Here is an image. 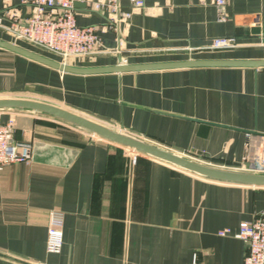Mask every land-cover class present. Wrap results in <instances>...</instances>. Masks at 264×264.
Listing matches in <instances>:
<instances>
[{
	"label": "crops",
	"instance_id": "0c3cea01",
	"mask_svg": "<svg viewBox=\"0 0 264 264\" xmlns=\"http://www.w3.org/2000/svg\"><path fill=\"white\" fill-rule=\"evenodd\" d=\"M99 1L108 2L77 0L76 17L98 26L110 51L78 66L264 59V0H227L225 20L215 0H116L131 12L120 22ZM31 12L0 0L7 25ZM218 37L236 46L191 49ZM0 38L16 40L1 28ZM34 86L52 103L215 166L241 168L249 138L264 135L262 66L74 74L0 48V96ZM2 112L32 158L0 170V264H243L247 243L220 232L262 215L264 187L211 181L45 114ZM54 223L63 232L56 254L47 252Z\"/></svg>",
	"mask_w": 264,
	"mask_h": 264
},
{
	"label": "built area",
	"instance_id": "2783aa9c",
	"mask_svg": "<svg viewBox=\"0 0 264 264\" xmlns=\"http://www.w3.org/2000/svg\"><path fill=\"white\" fill-rule=\"evenodd\" d=\"M11 0H7L10 2ZM32 6V12L24 18L16 14L11 15V22L4 23L0 16V28L9 32L16 40L26 42L49 51L68 62L71 58L92 56L98 52L110 50L100 49L99 28L96 25H79L76 17L75 2L77 0H21ZM137 8L144 6L145 0H130ZM227 0H215L221 9L220 20H225L223 8ZM108 7L118 22L131 16L129 11H121L116 0L96 2V9ZM236 46L233 37H218L203 46L192 47L198 50H217ZM3 110H0V170L9 164L29 162L32 158V145L29 141L15 139L16 122L13 117L7 121L2 120ZM250 136V135H249ZM246 144V154L243 157L240 169L264 173V135ZM252 141V142H251ZM249 165V168H247ZM222 235L234 234L244 240L248 252L243 264H264V212L258 218L242 221L237 232L226 228L220 232ZM63 247V232L57 223L49 229L47 252L56 254Z\"/></svg>",
	"mask_w": 264,
	"mask_h": 264
},
{
	"label": "water",
	"instance_id": "95a60500",
	"mask_svg": "<svg viewBox=\"0 0 264 264\" xmlns=\"http://www.w3.org/2000/svg\"><path fill=\"white\" fill-rule=\"evenodd\" d=\"M82 2H75V6ZM84 5V4H82ZM0 48L15 52L57 70L74 74H97V73H122L136 70H156L194 66H252L264 67V59H186L176 61L149 62V63H125L120 60L117 64L106 66H78L62 62L40 52L22 46L16 42L0 38ZM20 109L65 121L83 128L103 139L115 144L132 149L137 153L145 154L164 161L173 166L187 170L211 181L264 187V173L238 168H225L208 164L183 154L172 152L147 140L125 133L93 118L77 113L61 105L26 97L0 96V110ZM249 168V165H247ZM12 259H16L10 257ZM23 262L22 260L16 259Z\"/></svg>",
	"mask_w": 264,
	"mask_h": 264
},
{
	"label": "rangeland",
	"instance_id": "374dc122",
	"mask_svg": "<svg viewBox=\"0 0 264 264\" xmlns=\"http://www.w3.org/2000/svg\"><path fill=\"white\" fill-rule=\"evenodd\" d=\"M11 41L16 42L22 46H26L27 48H30V49L35 50L37 52H40L42 54L49 55L51 57H55L61 61V58L58 57L57 55H55L49 51H46L44 49H41L39 47H36V46L26 42L25 40H11ZM88 58H90V57L89 56L74 57V58H71L70 60H68L67 63H73V64L77 65L78 62H86V60H89ZM2 96L26 97V98H34V99H40V100L45 99L44 101L50 102L49 100H46V99H48V97H50L49 94H46V93L44 94V93L40 92L36 86H34L33 88L32 87L31 88L30 87L29 88L24 87L23 89L14 90L13 92H9V94H3ZM28 112H31V111H28ZM35 113H37V112H35ZM118 130H120V129H118Z\"/></svg>",
	"mask_w": 264,
	"mask_h": 264
}]
</instances>
